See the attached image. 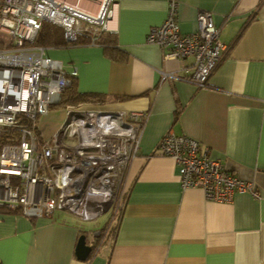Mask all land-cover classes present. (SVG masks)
<instances>
[{"label": "crops", "instance_id": "0c3cea01", "mask_svg": "<svg viewBox=\"0 0 264 264\" xmlns=\"http://www.w3.org/2000/svg\"><path fill=\"white\" fill-rule=\"evenodd\" d=\"M67 1L95 14L101 0ZM113 2L104 35L112 34L122 58L86 39L46 53L68 73L75 69L79 93L96 97L77 105L147 113L120 208L94 220L68 211L35 219L2 212L0 264H264V0H176L182 33L194 32L197 14L209 12L225 47L204 87L190 81L191 58L165 60L145 42L164 21L168 0ZM58 127L38 126V133L51 137ZM167 133L208 148L226 171L253 183L259 199L235 193L218 202L199 188L182 190L173 160L156 152ZM80 235L91 247L84 261L74 254Z\"/></svg>", "mask_w": 264, "mask_h": 264}, {"label": "built area", "instance_id": "2783aa9c", "mask_svg": "<svg viewBox=\"0 0 264 264\" xmlns=\"http://www.w3.org/2000/svg\"><path fill=\"white\" fill-rule=\"evenodd\" d=\"M113 0H101L95 14L67 0H0V213L19 211L28 218H51L68 211L87 220L88 207L117 178L138 151L147 113L105 111L66 105L64 120L44 140L38 121L59 106L62 92L75 78L61 61L46 54L36 38L43 22L61 30L63 46L86 39L96 44L111 32ZM163 51L165 60L192 59L190 81L206 86L225 47L209 12L197 14V29L182 33L177 2L168 0L161 25L145 38ZM156 152L170 157L182 190L199 188L207 200L230 202L235 193L259 199L253 183L238 179L208 148L186 136L165 134ZM93 208V207H92Z\"/></svg>", "mask_w": 264, "mask_h": 264}, {"label": "trees", "instance_id": "16d2710c", "mask_svg": "<svg viewBox=\"0 0 264 264\" xmlns=\"http://www.w3.org/2000/svg\"><path fill=\"white\" fill-rule=\"evenodd\" d=\"M59 35L62 38L61 30L58 27L48 22H43L41 24V28L38 32L35 43L45 48H52V47L58 48L59 46L63 45L62 41L59 42L60 39L57 40V37ZM104 36H105L104 33H102L97 44L101 45L105 53H107L109 56L116 57V55H119V57L122 58L123 54L118 50L113 49L115 48L113 47L115 46V42L114 40L111 39L112 34L107 33V35L105 37ZM114 52L116 53L115 55ZM95 98L96 97H87L86 94L79 93L76 88V79L72 78L71 85L68 88H66L61 94V102L59 104V107H65L66 105L82 104L89 102L91 100H95ZM112 215L113 214H110V218L112 217Z\"/></svg>", "mask_w": 264, "mask_h": 264}, {"label": "rangeland", "instance_id": "374dc122", "mask_svg": "<svg viewBox=\"0 0 264 264\" xmlns=\"http://www.w3.org/2000/svg\"><path fill=\"white\" fill-rule=\"evenodd\" d=\"M59 39H61L60 35L57 37V40H59ZM49 113L50 114L48 115V117L43 116L38 121L39 130L41 132L45 128H49V130H50L51 127L53 125H56L57 123H59V126H60L64 120V109L62 107L56 106L54 109H51L49 111ZM43 138H44V140H48L50 137H43ZM123 175H124V172H123ZM122 181H123V179L120 182L116 181V184H114V190H113L114 198L112 200V205H111V209H110L111 214H115L116 210L120 208L119 207L120 202L122 201L121 200L122 199V194H121ZM60 213L61 212H59V213L55 212V214H60ZM108 215H109L108 211H102V212H99L98 215H96L92 218H89L88 220H94L99 216H103V218L105 219ZM74 216H76V215H74ZM76 217L79 218L78 216H76ZM81 224L85 226L87 223L82 222Z\"/></svg>", "mask_w": 264, "mask_h": 264}, {"label": "bare ground", "instance_id": "6f19581e", "mask_svg": "<svg viewBox=\"0 0 264 264\" xmlns=\"http://www.w3.org/2000/svg\"><path fill=\"white\" fill-rule=\"evenodd\" d=\"M114 193L111 185L103 186L102 191L96 196V200L92 201L89 206L82 208L81 213L84 217H89L93 213L102 211H110ZM93 207V208H92Z\"/></svg>", "mask_w": 264, "mask_h": 264}, {"label": "water", "instance_id": "95a60500", "mask_svg": "<svg viewBox=\"0 0 264 264\" xmlns=\"http://www.w3.org/2000/svg\"><path fill=\"white\" fill-rule=\"evenodd\" d=\"M110 213V211H108ZM91 253V247L86 244L84 235H80L76 241L74 254L78 260H86Z\"/></svg>", "mask_w": 264, "mask_h": 264}, {"label": "flooded vegetation", "instance_id": "af4514ba", "mask_svg": "<svg viewBox=\"0 0 264 264\" xmlns=\"http://www.w3.org/2000/svg\"><path fill=\"white\" fill-rule=\"evenodd\" d=\"M124 172V171H123ZM123 173L120 175V178H117V182H120L123 179ZM122 178V179H121ZM120 180V181H119Z\"/></svg>", "mask_w": 264, "mask_h": 264}, {"label": "clouds", "instance_id": "9594fccd", "mask_svg": "<svg viewBox=\"0 0 264 264\" xmlns=\"http://www.w3.org/2000/svg\"><path fill=\"white\" fill-rule=\"evenodd\" d=\"M109 213V212H108ZM111 214V212L109 213V215Z\"/></svg>", "mask_w": 264, "mask_h": 264}]
</instances>
